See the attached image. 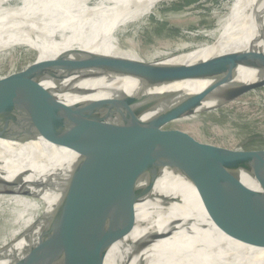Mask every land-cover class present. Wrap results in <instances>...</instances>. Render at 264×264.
<instances>
[{
  "label": "water",
  "instance_id": "water-1",
  "mask_svg": "<svg viewBox=\"0 0 264 264\" xmlns=\"http://www.w3.org/2000/svg\"><path fill=\"white\" fill-rule=\"evenodd\" d=\"M16 47L31 50L36 57L24 70L0 80V97L7 103V108L0 106V139L25 141L44 136L75 152L79 159L70 173L69 189L63 191L54 207L53 218H43L36 246L12 264H102L111 247L121 243L134 228V204L145 199H159L164 204L181 202L149 195L165 169L193 187L208 221L219 231L264 251V148H251V143L227 148L202 142L178 125L186 116L212 111L263 88L264 80L231 84L232 73L238 67L264 71V55H253L249 50L233 51L188 64L168 65L163 60H142L122 50L120 45L119 52L126 57L77 48L43 60H38V51L24 45H15L10 52ZM224 68L225 73L221 72ZM29 69L63 78H104L110 83L131 80L134 86L128 97L120 98L123 108L113 109L104 100L65 109L49 91L39 87L44 81L42 74ZM206 81L210 84L197 94H179L177 106L173 103L175 94L162 91L183 82ZM225 90L229 93L220 95ZM211 98L219 101L216 107L199 108ZM131 103H136L147 117L155 146L153 154L139 152L144 148L146 136L139 131L141 124L133 119ZM77 108H87L96 114L77 120L73 116ZM124 118H132L135 123L129 124L128 130H118L116 122ZM99 177L114 182L108 192H121L112 201L108 192L93 189ZM242 177L250 178L255 188L245 186ZM141 181L145 184L137 189ZM15 193L34 196L22 188ZM98 200H103L102 206L93 205ZM114 202L131 205L112 213ZM203 222L202 218L194 219L189 227L203 229ZM172 227L161 235H148L124 246L141 251L154 241L167 238L170 232L183 231L179 225Z\"/></svg>",
  "mask_w": 264,
  "mask_h": 264
},
{
  "label": "bare ground",
  "instance_id": "bare-ground-1",
  "mask_svg": "<svg viewBox=\"0 0 264 264\" xmlns=\"http://www.w3.org/2000/svg\"><path fill=\"white\" fill-rule=\"evenodd\" d=\"M160 1L0 0V50L5 49L0 53L7 52L15 45L29 44L38 50V60L53 58L62 52L77 48L99 54L124 57L125 55L116 52L119 49V43L116 42L115 34L126 25L150 13L156 3ZM236 1L243 8L249 10L248 12L259 21L260 25L257 27L254 25L247 26L254 32L257 31L252 38L237 41V37L231 33L228 37L232 41L231 46L220 49L219 45H212L208 51L189 52L164 64H188L207 59L213 55L233 51L246 52L249 50L248 53L253 55H264V0ZM239 18H243V16L240 15ZM26 33L29 35L26 36ZM253 44L254 46L249 49L248 47ZM10 46L12 47L10 48ZM199 53L201 54L199 55ZM28 71H37L42 74L44 81L40 83L39 87L49 91L50 96L59 101L62 108L66 109V107L73 105L104 100L113 109L124 107L120 100L121 97L107 98L108 92L99 93L98 96L85 95L94 83L92 78H63L43 70L30 69ZM221 72L225 73V68ZM232 75L234 78L232 86L264 80V71L245 67H238ZM64 81L67 83L65 84ZM209 84L208 81L183 82L169 86L162 91L174 93L173 103L177 106L180 102L179 94L194 95L201 92ZM128 85L130 84L126 83L123 87L128 90ZM129 93L130 90H128ZM228 93L229 90H225L220 95ZM218 102V100L211 98L203 102L200 107ZM0 106L7 108V103L1 97ZM131 108L133 119L137 124H141L139 131L146 136L144 143H147L151 140L147 117L136 103H131ZM95 114L96 112L92 113L87 108H77L73 112V116L77 120H85ZM131 119L125 120L124 118L117 121V129L128 130L129 124L135 123ZM78 159L79 156L75 152L68 150L60 143L48 140L44 136L31 137L25 141L0 139V174L16 177L27 185L58 196H62L65 193L63 191L69 189L70 180L55 181L53 184L46 183L35 170V166H42L44 169L64 167L74 170L75 162ZM192 191H194L193 187L189 186L186 194L179 198L181 202L163 206L161 212L172 214L180 204L193 201ZM197 205L195 208L200 209V212L192 220L202 218L205 228L189 227L192 220L184 221L180 223L183 231L170 232L171 234L167 238L154 241L146 249L138 251L124 245L137 243L148 235L157 233L161 235L167 229L161 228L158 223L136 226L121 243L111 247L102 264H110L109 261L116 264L121 258L140 254L151 256L150 261L143 264H264L263 250L251 248L224 235L208 221L201 202H198ZM190 234L191 238H184Z\"/></svg>",
  "mask_w": 264,
  "mask_h": 264
},
{
  "label": "rangeland",
  "instance_id": "rangeland-1",
  "mask_svg": "<svg viewBox=\"0 0 264 264\" xmlns=\"http://www.w3.org/2000/svg\"><path fill=\"white\" fill-rule=\"evenodd\" d=\"M174 4L182 6L183 3L180 0H161L150 13L119 30L115 37L120 48L142 60H163L162 63H165L189 52L208 51L212 45L217 44L220 49L231 46L232 41L228 39L231 33L237 37V41L250 39L257 31L254 32L247 26L260 25L258 19L236 0H198L197 3L183 6L180 10H174ZM240 15L243 18H239ZM19 45L38 51L29 44ZM3 50L1 49L0 52ZM8 51L0 53V80L8 79L12 74L24 70L36 57L34 52L26 48L16 47L12 52L8 53ZM116 52H119V49ZM92 81L94 83L85 95L98 96L99 93L108 92L107 98L115 99L128 97L130 94L128 90L134 85L131 80L110 83L104 78H99ZM126 83L130 84L127 86L128 90L123 87ZM218 104L219 102L208 104L200 109L213 108ZM178 125L202 142L227 148H239L245 143H251V148H264V87L243 94L212 111H198L186 116L180 119ZM139 152L153 154L155 146L150 140ZM36 167L38 166H35V170L43 181L50 184L55 181L70 180V173L74 171L64 167L55 169ZM19 180L13 176L0 174V264H12L24 257L23 253L28 252L30 247L36 246L44 226L43 218L49 216L53 218L54 207L62 197L36 189ZM242 183L247 187L255 188L248 177H242ZM113 184L110 178L99 177L94 187L98 193L107 194ZM144 184L145 181L138 182L137 189L142 188ZM189 186H191L189 183L174 177L165 169L155 181L149 195L179 199L186 194ZM20 188L34 196L16 194L15 191ZM1 191H9V194ZM120 193L108 192L110 201ZM191 194L194 200L180 204L172 214L161 212V208L168 204H164L159 199H145L134 204L132 207L135 213L134 227L146 223H158L163 229H173V225L182 228L180 223L192 220L200 212V209L195 208L200 202L195 190ZM103 203V200L93 201V205L102 206ZM115 204L116 206L113 204L110 210L112 213L119 208L122 212L131 205V203ZM184 238H191V234ZM150 259L149 254H140L121 258L116 264H143ZM109 263L112 264L110 261Z\"/></svg>",
  "mask_w": 264,
  "mask_h": 264
},
{
  "label": "trees",
  "instance_id": "trees-1",
  "mask_svg": "<svg viewBox=\"0 0 264 264\" xmlns=\"http://www.w3.org/2000/svg\"><path fill=\"white\" fill-rule=\"evenodd\" d=\"M180 2L183 3L182 6L181 4H178V5L174 4L175 5L174 10H180V8H182L183 6L195 4L198 2V0H180Z\"/></svg>",
  "mask_w": 264,
  "mask_h": 264
}]
</instances>
